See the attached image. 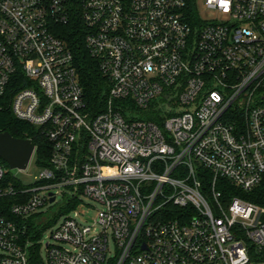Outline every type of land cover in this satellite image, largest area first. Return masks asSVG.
Wrapping results in <instances>:
<instances>
[{
	"label": "built area",
	"instance_id": "built-area-1",
	"mask_svg": "<svg viewBox=\"0 0 264 264\" xmlns=\"http://www.w3.org/2000/svg\"><path fill=\"white\" fill-rule=\"evenodd\" d=\"M205 3L226 19L186 0H0V96L50 144L41 165L30 139L31 183L0 160V264H264V207L220 189L264 177V0ZM77 18L99 109L58 34ZM81 195L102 205L92 223L62 213Z\"/></svg>",
	"mask_w": 264,
	"mask_h": 264
},
{
	"label": "trees",
	"instance_id": "trees-1",
	"mask_svg": "<svg viewBox=\"0 0 264 264\" xmlns=\"http://www.w3.org/2000/svg\"><path fill=\"white\" fill-rule=\"evenodd\" d=\"M188 15L193 19L199 18L196 7V0H186ZM72 48L75 53L76 65L79 79L83 88L84 97L91 108H101L103 100L107 97L108 83L104 75L98 68L96 60L89 54L84 45V26L80 18L60 25L59 33ZM11 93L0 96V132L8 131L14 137L29 138L38 146V162L45 165L49 159V141L37 128L14 116L11 110ZM155 119V117H151ZM2 163L9 167L8 163L0 158ZM10 171L6 175V181H10ZM220 189L224 192L225 199L232 195L241 196L264 207V177L259 185L251 191H243L227 181L220 184ZM13 196L7 197L2 202L11 203ZM76 203V202H75ZM74 203V204H75ZM74 204H69L62 208V213L67 212Z\"/></svg>",
	"mask_w": 264,
	"mask_h": 264
},
{
	"label": "rangeland",
	"instance_id": "rangeland-1",
	"mask_svg": "<svg viewBox=\"0 0 264 264\" xmlns=\"http://www.w3.org/2000/svg\"><path fill=\"white\" fill-rule=\"evenodd\" d=\"M196 7L199 12L200 18H202L203 20L222 21L226 19V15L218 12L217 10L209 8L206 5L205 0H196ZM140 115L141 117L150 118L151 113L141 112ZM8 168L10 169V167ZM40 169L41 167L36 164V155H34L27 169L20 170L15 168L10 170L13 174L17 175L23 182L31 183L34 181V178L39 174ZM80 198L81 201H79V204H77L72 209H69L68 212L71 214L74 211L78 212L79 221H81L82 223H92L94 219L97 217L98 210L101 209L102 205L96 202L95 200H92L86 195H81ZM63 200H64L63 195L59 193L56 202L60 203ZM47 211H49V209L46 207L44 209V212L46 213ZM50 231L51 228L48 225V227H45L43 231L40 232V238L38 239V242L41 243V245L39 246V254L43 260H46L47 258L46 242L47 240H49Z\"/></svg>",
	"mask_w": 264,
	"mask_h": 264
},
{
	"label": "water",
	"instance_id": "water-1",
	"mask_svg": "<svg viewBox=\"0 0 264 264\" xmlns=\"http://www.w3.org/2000/svg\"><path fill=\"white\" fill-rule=\"evenodd\" d=\"M33 150L34 144L29 138L14 137L8 131L0 132V158L8 163L10 169H25Z\"/></svg>",
	"mask_w": 264,
	"mask_h": 264
}]
</instances>
